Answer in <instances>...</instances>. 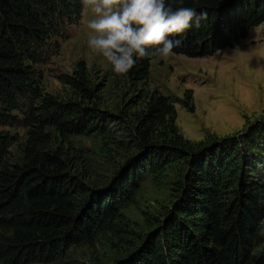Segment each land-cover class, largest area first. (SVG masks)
<instances>
[{"label": "trees", "instance_id": "16d2710c", "mask_svg": "<svg viewBox=\"0 0 264 264\" xmlns=\"http://www.w3.org/2000/svg\"><path fill=\"white\" fill-rule=\"evenodd\" d=\"M82 1L0 0V121L25 130L15 159L11 135L0 131V264L51 262L112 230L144 176L176 193L155 228L113 264H264V245L257 251L264 241V117L241 132L191 141L178 132L170 97L153 91L130 128L135 151L108 183L93 186L77 168L72 138L108 140L124 112L101 107L81 62L61 77L67 98L42 91L33 65L52 37L80 20ZM165 4L207 12L200 27L170 37L182 40L173 53L187 57L238 46L264 22V0ZM154 56L122 76L132 86L145 82ZM182 105L193 110L191 102Z\"/></svg>", "mask_w": 264, "mask_h": 264}, {"label": "rangeland", "instance_id": "374dc122", "mask_svg": "<svg viewBox=\"0 0 264 264\" xmlns=\"http://www.w3.org/2000/svg\"><path fill=\"white\" fill-rule=\"evenodd\" d=\"M96 18L92 7L83 0L80 20L66 24L59 36L52 37L41 51V62L33 65L42 91L67 98L70 91L61 77L72 74L81 62L98 90L101 107L116 114L124 112L120 127L110 125L108 140L98 134L72 138V146L80 151L77 168L85 171L91 185L108 183L135 151L130 128L153 91L170 97L178 132L191 141L241 132L264 117V22L252 28L238 46L206 57L176 53L154 56L148 79L132 86L112 70L101 54L88 47V38L93 34L88 24ZM182 101L191 102L193 110L184 107ZM126 125L129 128H124ZM0 131L11 135L8 151L15 159L20 153L24 128L18 123L0 121ZM117 140L121 143H112ZM175 193L171 184L155 185L144 176L137 190L121 203V216L112 230L97 234L91 242L71 246L54 261L33 264H113L155 228ZM263 245L264 241L257 251Z\"/></svg>", "mask_w": 264, "mask_h": 264}, {"label": "clouds", "instance_id": "9594fccd", "mask_svg": "<svg viewBox=\"0 0 264 264\" xmlns=\"http://www.w3.org/2000/svg\"><path fill=\"white\" fill-rule=\"evenodd\" d=\"M92 7L96 19L89 22L93 30L88 47L101 54L117 75L127 74L138 60L151 56L168 57L182 44L181 36L200 27L206 11L191 7L176 10L165 0H84Z\"/></svg>", "mask_w": 264, "mask_h": 264}]
</instances>
